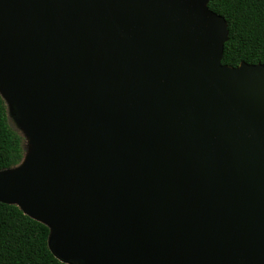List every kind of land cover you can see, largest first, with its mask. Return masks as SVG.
<instances>
[{
  "label": "water",
  "instance_id": "water-1",
  "mask_svg": "<svg viewBox=\"0 0 264 264\" xmlns=\"http://www.w3.org/2000/svg\"><path fill=\"white\" fill-rule=\"evenodd\" d=\"M209 2L0 0L35 148L0 202L52 224L61 262L264 264V65L222 64Z\"/></svg>",
  "mask_w": 264,
  "mask_h": 264
},
{
  "label": "trees",
  "instance_id": "trees-1",
  "mask_svg": "<svg viewBox=\"0 0 264 264\" xmlns=\"http://www.w3.org/2000/svg\"><path fill=\"white\" fill-rule=\"evenodd\" d=\"M209 8L227 22L222 64L264 65V0H210ZM23 159L21 138L9 125L0 95V171L20 165ZM50 233L48 225L19 206L0 202V264H66L50 250Z\"/></svg>",
  "mask_w": 264,
  "mask_h": 264
},
{
  "label": "rangeland",
  "instance_id": "rangeland-1",
  "mask_svg": "<svg viewBox=\"0 0 264 264\" xmlns=\"http://www.w3.org/2000/svg\"><path fill=\"white\" fill-rule=\"evenodd\" d=\"M0 95H1V97L5 103L9 125H10L11 129L15 133H17L21 138L24 157L26 159V157L35 150L34 146L31 145V143H30L31 136H30L28 130L26 129L23 121L20 119V116H19L18 111L16 110L14 104L9 100V98L5 92V88L1 84H0ZM21 165H22V163L16 167L10 169L9 171H13L16 168L20 167ZM3 174H4V172H3ZM50 227H51L52 233H53L55 228L52 224H50ZM74 264H78V263L74 262ZM83 264H84V262H83Z\"/></svg>",
  "mask_w": 264,
  "mask_h": 264
}]
</instances>
